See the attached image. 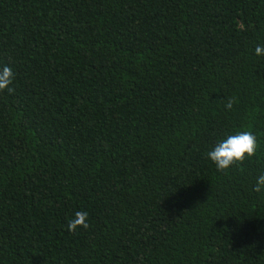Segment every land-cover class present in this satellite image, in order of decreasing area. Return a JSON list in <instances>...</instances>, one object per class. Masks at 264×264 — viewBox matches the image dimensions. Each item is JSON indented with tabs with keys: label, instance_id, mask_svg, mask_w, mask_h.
I'll list each match as a JSON object with an SVG mask.
<instances>
[{
	"label": "trees",
	"instance_id": "16d2710c",
	"mask_svg": "<svg viewBox=\"0 0 264 264\" xmlns=\"http://www.w3.org/2000/svg\"><path fill=\"white\" fill-rule=\"evenodd\" d=\"M257 43L264 0H0V264H264Z\"/></svg>",
	"mask_w": 264,
	"mask_h": 264
},
{
	"label": "clouds",
	"instance_id": "9594fccd",
	"mask_svg": "<svg viewBox=\"0 0 264 264\" xmlns=\"http://www.w3.org/2000/svg\"><path fill=\"white\" fill-rule=\"evenodd\" d=\"M253 54L256 57L264 58V44L257 43L253 49ZM15 73L11 66H0V91H12L11 84L13 83ZM232 102L229 101L225 107L232 108ZM258 149V138L251 130H240L231 133H226L218 138L216 142L207 150L206 157L216 167L218 171L230 169L233 165L243 162L246 159L252 158ZM258 195H264V170H261L255 177V183L252 189ZM68 229L74 231L79 227L87 228L88 213L80 210L76 211L69 219Z\"/></svg>",
	"mask_w": 264,
	"mask_h": 264
}]
</instances>
